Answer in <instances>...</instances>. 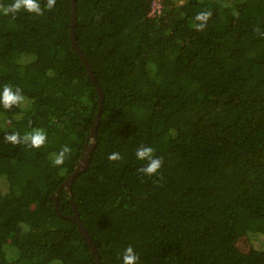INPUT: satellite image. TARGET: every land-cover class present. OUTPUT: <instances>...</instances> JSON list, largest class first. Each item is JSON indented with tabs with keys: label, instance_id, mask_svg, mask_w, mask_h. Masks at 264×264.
Listing matches in <instances>:
<instances>
[{
	"label": "trees",
	"instance_id": "trees-1",
	"mask_svg": "<svg viewBox=\"0 0 264 264\" xmlns=\"http://www.w3.org/2000/svg\"><path fill=\"white\" fill-rule=\"evenodd\" d=\"M73 1L0 14V86L24 96L0 107V264H98L72 201L102 264L129 246L139 264H264V0H75L96 82ZM35 128L38 149L4 139ZM143 145L163 161L153 176Z\"/></svg>",
	"mask_w": 264,
	"mask_h": 264
},
{
	"label": "clouds",
	"instance_id": "clouds-1",
	"mask_svg": "<svg viewBox=\"0 0 264 264\" xmlns=\"http://www.w3.org/2000/svg\"><path fill=\"white\" fill-rule=\"evenodd\" d=\"M57 0H46L43 4L42 0H11L10 3L4 4L0 0V14L11 15L15 17L21 11L41 15L43 8L52 9L55 7ZM212 13L210 11H201L195 16V21L199 23L195 24L197 29H203L206 27L207 22ZM24 100V96L18 88L12 85L5 84L0 86V107L5 110H10L12 107L20 106ZM4 139L13 145L25 144L26 146L34 149H38L45 145L47 142V134L42 128H35L31 132L25 133L21 136L18 132L6 133ZM71 149L69 146L64 145L58 152H54L51 155V162L53 166H61ZM136 159L143 162L139 171L147 176H153L159 172L162 167V158L155 155V149L151 145H143L136 150ZM121 158L120 153L114 152L109 154L110 160H118ZM139 254L132 247L129 246L124 249L121 257V264H139Z\"/></svg>",
	"mask_w": 264,
	"mask_h": 264
},
{
	"label": "water",
	"instance_id": "water-1",
	"mask_svg": "<svg viewBox=\"0 0 264 264\" xmlns=\"http://www.w3.org/2000/svg\"><path fill=\"white\" fill-rule=\"evenodd\" d=\"M71 21H72L71 39H72L73 46L76 49L77 53L84 60L85 65H86L88 72L91 75L92 79L96 82V79H95L93 70L91 68V65H90L89 61L87 60L86 56L84 55V53L82 52V50H81V48H80V46L76 40L75 29H74L76 22H77L75 0L73 1V4H72V20ZM97 88H98V91L100 93V100H102V92H101L100 88L98 87V85H97ZM100 117H101V110L98 112V114L94 120L93 127L91 129V133L89 136L91 141L84 146L83 154L81 155L80 159L78 160L74 171L70 175L67 176L66 180L60 186V188L57 190L56 195L53 197L56 201V205H57L59 193L63 189H66L67 192L72 193V184H73L75 178L79 175V173L84 172L88 168L94 147H95V145L97 143V139H98L97 138V130H98V126L100 123ZM72 204H73L74 214L71 215L70 218L79 227L81 233L83 234L85 241L87 242L88 246L90 247L91 251L94 254L95 259L97 260V263L102 264L101 259H100V255H99L98 250L96 248V245H95L93 239L91 238L88 230L83 225V223L80 219V214H79L78 208L73 201H72Z\"/></svg>",
	"mask_w": 264,
	"mask_h": 264
},
{
	"label": "rangeland",
	"instance_id": "rangeland-1",
	"mask_svg": "<svg viewBox=\"0 0 264 264\" xmlns=\"http://www.w3.org/2000/svg\"><path fill=\"white\" fill-rule=\"evenodd\" d=\"M16 205H20V202H19V201H17V202H16ZM244 246H246V244H244ZM244 246H243V247H244Z\"/></svg>",
	"mask_w": 264,
	"mask_h": 264
}]
</instances>
